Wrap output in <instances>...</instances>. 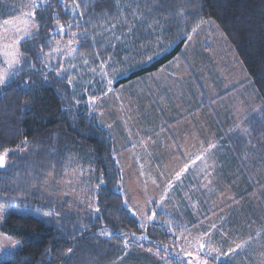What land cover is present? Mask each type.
I'll use <instances>...</instances> for the list:
<instances>
[{"label":"trees","instance_id":"obj_1","mask_svg":"<svg viewBox=\"0 0 264 264\" xmlns=\"http://www.w3.org/2000/svg\"><path fill=\"white\" fill-rule=\"evenodd\" d=\"M28 1L0 0V23L17 16ZM74 3L79 8L70 15ZM32 11L38 27L19 43L21 62L0 85V153L7 150L10 161L0 167V205L9 208L0 230L20 242L0 264H105L122 253L124 240L101 236L102 231L121 232L149 248L172 244L180 229L174 216L158 211L145 230L125 207L114 139L91 101L182 55L193 29L206 22L232 46L261 104L244 121V131L225 132L227 157L242 172L238 188H246L240 197L264 189V0H49L47 7ZM57 20L66 26L63 34ZM67 38L75 41V54L54 57V42ZM61 64L68 71L58 75ZM199 91V105L210 107L201 85ZM76 163L90 169L93 209L68 210L67 200L45 197L48 176L58 178ZM129 233H145L148 239Z\"/></svg>","mask_w":264,"mask_h":264},{"label":"rangeland","instance_id":"obj_2","mask_svg":"<svg viewBox=\"0 0 264 264\" xmlns=\"http://www.w3.org/2000/svg\"><path fill=\"white\" fill-rule=\"evenodd\" d=\"M30 3L31 0L17 16L6 20L8 23H0V71H7L8 75L12 69L7 66L9 57L5 56V52L11 49H6L5 45H12L17 37L25 35L24 21L29 20L25 13L32 11L28 6ZM29 23L35 21L29 20ZM36 29L30 27L28 35ZM69 40L73 39L55 41L52 50L58 48L60 51L51 50L52 55H67L75 45H69ZM183 49L199 84H204L203 90L209 100L207 105L210 107H205V140L197 126L190 127L192 132L189 135L185 127L178 130L183 132L182 143L175 132L171 134L168 131L170 125L174 128V123L188 118L201 124V104L176 119L162 117V114H169V107L172 113L182 96L189 93V88L186 91L175 82L181 76L183 80L187 74L190 75L185 63H182V58H185L183 54L173 61L178 64L177 77H170V72L162 73L164 81L158 91L151 86L156 78L144 76L142 81L138 79L118 88L111 87L112 91L108 90L103 97L91 101L100 123L107 127L114 139L115 158L123 172L120 192L128 205L138 209L136 217L139 225L143 223L139 212L144 211L145 202L149 198L158 201L161 196L165 197L166 213L174 216L180 225L172 244H167V256L164 248H160L159 254H156L157 248H151L153 251L149 252V247L142 242L128 240L129 246L126 248L123 244L122 253L105 264H180L168 256H173L172 253L182 256L181 248L194 252L197 249L189 248L182 238L176 241V237L183 233L191 239L206 232L209 235L203 237L206 247L201 259L207 260L208 264H216L215 257L229 248H235L236 244L248 241L249 237L252 239L244 247L226 256L221 255L218 261L224 264H264V189L261 187L259 194L251 191L245 198L240 197L241 192L246 190L238 188L241 187L242 172L236 161L227 157L229 153L223 143L226 133L245 130L244 121L260 111L259 98L234 49L213 22L198 27ZM18 65H14L13 69ZM169 66L163 71H173ZM197 83L192 86L195 93L199 87ZM208 120L215 122L209 124L207 130ZM209 132L215 135H209ZM210 144L214 147L209 148ZM181 154L185 158H180ZM7 155L5 166L10 163ZM197 156L202 159L196 160ZM192 161H195L194 165ZM185 164L194 171L191 180H183L186 172L179 181L175 180V173ZM90 175L89 167L79 163L58 178L50 174L43 185L45 197L59 203L67 200L68 210L85 209V206L93 209L95 205L89 197L87 183ZM237 179L240 181L237 182ZM169 180H172L170 187ZM0 209H3L1 225L9 208L0 205ZM34 213L44 219L50 218L48 214ZM213 224L215 228H212ZM144 235L136 234L135 238ZM12 241L19 242L0 230V244L10 245ZM209 244L219 251L208 254ZM17 248H9L7 254H0V260L8 259ZM184 260L195 264V257H185Z\"/></svg>","mask_w":264,"mask_h":264},{"label":"snow or ice","instance_id":"obj_3","mask_svg":"<svg viewBox=\"0 0 264 264\" xmlns=\"http://www.w3.org/2000/svg\"><path fill=\"white\" fill-rule=\"evenodd\" d=\"M61 2H63V0H61ZM49 3V0H31V3L30 5H28L31 9H34V10H39L42 6L43 7H47V4ZM65 7H67V5H64ZM79 8V3H74L73 6H72V12L70 13V15H76V10ZM26 16L29 17V20L31 21H34L35 20V11H31V12H28V13H25ZM80 15H82V13H80ZM29 20H25L24 21V24H25V28H24V32H25V35L23 37H17V39L13 42L12 45H5V48L6 49H11V51H6L5 52V56L9 57L7 59V66L9 69H13V66L14 65H18L20 64L21 60H20V57L23 55L20 51H19V48H18V45L19 43L23 40V39H27L28 38V34H29V28H36L38 27L35 23H29ZM5 23H8L7 21ZM56 24L58 25L59 27V32L60 34H63L64 31H65V25L64 24H61L59 20L56 21ZM73 27V23H69L67 25V29L68 30H71ZM113 27H115V25H113ZM193 31H195V29H193ZM71 35L73 37H76L78 35H81V33H78V32H72ZM83 35H87V33H83ZM114 39H119V37H115L113 36ZM189 39H191V37L189 36ZM75 43L74 40H69L68 41V44L71 45ZM15 45V47H14ZM52 51L54 52H58L60 51V49H53ZM76 52V49L75 48H72L69 50V52L67 53V55L71 56V55H74ZM97 55H99L97 53ZM111 59V58H109ZM151 59V58H149ZM85 64L88 63L87 60L84 61ZM106 63V62H104ZM70 68L72 69H75V65H70ZM58 75L60 74H63V73H66L68 71V69H65L63 64L60 65L59 68L56 69ZM107 73H105L106 75ZM7 76H8V73L7 71H0V85H4L5 82H6V79H7ZM25 84H28L29 82L28 81H25L24 82ZM68 83L69 84H72L73 83V80L72 78L70 77L69 80H68ZM107 83L109 85L112 84V80L109 79L107 81ZM109 91H112L111 87H109L108 89ZM92 99H95L94 97ZM209 148H213L214 145H209L208 146ZM205 151H207V149H205ZM6 154H7V150L5 151V153H0V167H4L5 164H6ZM202 157L201 156H197L196 157V160H201ZM193 165L195 164V161H192L191 162ZM190 168H189V165L188 164H185L184 167L180 170V171H177L175 173V176H174V179L179 181L181 176L189 171ZM172 185V180H169L168 181V186L170 187ZM164 200H165V197L164 196H161L160 199L157 201L155 199H152V198H149L145 204H144V211L142 212H139V215H140V218L141 220L143 221V223H140V227L142 229H145L147 228V225L148 224H151L153 223L154 221L157 220V213L158 211H161L163 210L164 212H166V208L164 206ZM124 205L125 207L128 209V211L130 212V214L135 217L137 215V212H138V209L133 207V206H130L128 205V202H127V199L124 200ZM152 205H155V207H152ZM97 211H99L97 209ZM3 213V209H0V214ZM161 224H163V222H161ZM169 224V231L170 232H173L174 233V229L171 227V221L168 222ZM216 225L213 224L212 225V228H215ZM101 236H108L109 238H111L112 236L114 235H119L121 236V238L124 240V245L125 247L127 248L129 246V241H128V238L125 234L121 233V232H111V231H102L99 233ZM128 235H131L133 237H135V233H129ZM209 233H203L202 236L200 237H193L191 239H189L188 236H185L183 233L180 234V236L176 237V241H179L181 238L187 243V245L189 246V248H196L197 250L194 252V251H184L183 248H181V252H182V256H177L175 253H172V255L174 256V258H176L180 264H191V261H185L184 258L185 257H195V264H208V261L207 260H202L201 259V253L204 251L205 247H206V244L203 240V237L204 236H208ZM137 239H144V240H147L148 237L146 235L142 236V237H138ZM251 237H249V240L248 241H243L239 244H236L235 248H229L227 252H222L220 253V255H218L217 257H215L217 259V261L219 260L220 256L223 255V256H226L228 255L229 253H232V252H235L237 249H240L242 247H244L248 242L251 241ZM19 245V242L18 241H12V243L10 245H4V244H0V254H7V250L9 248H17ZM174 246V245H173ZM207 249H208V254H211L212 252H218L219 250L218 249H215L213 247H211V245H207ZM69 252H71V249L68 250ZM149 252L153 251V249L149 248L148 249ZM164 251H165V256H167L169 254V246L168 245H164ZM160 252V248L157 247L156 249V254H159ZM164 257H161V259H163Z\"/></svg>","mask_w":264,"mask_h":264},{"label":"crops","instance_id":"obj_4","mask_svg":"<svg viewBox=\"0 0 264 264\" xmlns=\"http://www.w3.org/2000/svg\"><path fill=\"white\" fill-rule=\"evenodd\" d=\"M183 52H184V49H183ZM183 56L185 58H182V63L183 62L185 63V66L187 67L190 75L188 76V74H187V76L183 80L181 79V77H182L181 76L179 81L177 80L175 82L177 84H179V85H182L186 89V91H187L188 88L190 90H189V93H187L185 96H182L181 101L176 104L178 106L175 107V110L172 113H171V107H169L168 108L169 114H167V113L166 114H162V117L164 116V118H167V120L176 119V118L186 114V112L192 110L193 108L198 107L199 102L201 100V95L199 93L200 91H199V87H198L200 85L199 82H198V78H197V76H195L194 69H193V67H191V65L189 63V60H188L187 56L185 55V53H183ZM174 59H172L168 64H166L161 69H159L157 71H154V72H151V73H148V74L145 75V78L146 77H149V78H153L154 77V78H156L152 82L153 85L151 84V86L154 87L155 90L158 91L160 89V87H161V83L164 81V80H162V78H163L162 77V75H163L162 73L170 72V77H172V78L177 77L176 69H177L178 64H176L177 62H173V61L176 60V59L175 60ZM178 59H180L179 56H178ZM169 65L172 66L173 71H171V70L163 71ZM171 66H169V67H171ZM181 72H183V71H181ZM184 75L185 74H183V76ZM178 77H179V75H178ZM195 78L197 79L196 81H195ZM139 81H142V78H140ZM195 82L196 83L198 82L197 85H196L198 87V90H197L196 93L194 92V89H192L193 88L192 86H195V84H196ZM203 85L201 84L202 88L204 89ZM198 96H199V98H198ZM200 110L201 111L199 113H202L201 117L203 119L202 122H200L201 124H199V122H197V123L193 122L192 119L188 118V119H185V120H183L181 122L174 123L175 124L174 128H171L172 125H170V127H169L170 129L168 130L169 133L171 132V134H172V133L175 132L179 136V140L178 141L182 143L183 142V137H182V133L183 132L178 131V130H180L181 128L185 127L187 129V131H188L187 133L189 135V133L192 132V128H190V127H192V126L196 127L197 126L198 131H200V133L202 134V136L204 137V140H205V106L200 108ZM203 115H204V117H203ZM213 122H215V120H208V124L206 125L207 130H208V125L209 124L211 125ZM189 128H190V130H189ZM209 135H213L214 136L215 133L209 132ZM216 136H218V135H216ZM184 137L186 138L187 135H185ZM188 140H189V137H188ZM177 153L179 154L178 150H177ZM184 156H183V154H181L180 158H183ZM222 158H224V157L222 156ZM185 174H186V178H183V180L184 181H187V179L191 180V175L194 174V171L192 169H190Z\"/></svg>","mask_w":264,"mask_h":264}]
</instances>
